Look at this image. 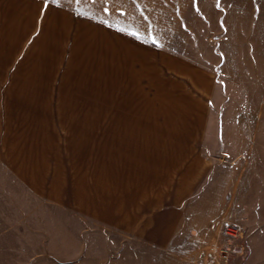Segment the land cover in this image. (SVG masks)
Masks as SVG:
<instances>
[{
	"label": "crops",
	"instance_id": "obj_1",
	"mask_svg": "<svg viewBox=\"0 0 264 264\" xmlns=\"http://www.w3.org/2000/svg\"><path fill=\"white\" fill-rule=\"evenodd\" d=\"M9 203L80 228L24 264H264V0H0Z\"/></svg>",
	"mask_w": 264,
	"mask_h": 264
},
{
	"label": "rangeland",
	"instance_id": "obj_2",
	"mask_svg": "<svg viewBox=\"0 0 264 264\" xmlns=\"http://www.w3.org/2000/svg\"><path fill=\"white\" fill-rule=\"evenodd\" d=\"M211 51L212 53H217V47L214 46V44H211ZM200 49L197 51L198 55L196 57H203V47H199ZM218 71V67H217ZM236 111V110H235ZM234 113V110L232 111ZM10 204V203H9ZM5 213H9V217L5 219H0V264H18L20 261L21 264H24V262L30 257V255L33 253V251L29 254V251H26L25 249H28L29 247H33V243L41 242L45 238V236H48L49 233L51 235L55 236L53 240L56 242H59L62 240V245L66 242V239L63 238V235H65V232H78L80 228L76 226L74 223H72L71 220L63 219L61 213H59L58 209H55L52 211V215L45 220V222L38 223L37 225L34 221L28 222L27 218H25V222L20 221L16 222V215L19 212H16L14 208H11L8 204L4 205ZM20 214L26 216V211L23 212V207L20 209ZM26 225V226H25ZM31 225V226H30ZM36 225V227L33 228V226ZM29 230H36L37 228V235L39 238H34L35 236L32 234H27L26 232ZM79 228V229H78ZM78 229V230H77ZM23 230L26 235L23 236V238H19L15 235L17 231ZM50 236V235H49ZM62 236V239H61ZM81 236V237H79ZM83 238V239H82ZM88 234L80 233V235H76L75 239H68L69 245H75L74 241L77 240L78 242L81 240L88 241ZM47 239V238H46ZM52 240V238H51ZM94 242V243H93ZM93 246L99 248L100 246H104L106 244V240L104 239H95L91 242ZM25 250V251H23ZM20 251H23L20 253Z\"/></svg>",
	"mask_w": 264,
	"mask_h": 264
},
{
	"label": "built area",
	"instance_id": "obj_3",
	"mask_svg": "<svg viewBox=\"0 0 264 264\" xmlns=\"http://www.w3.org/2000/svg\"><path fill=\"white\" fill-rule=\"evenodd\" d=\"M218 229L220 235L230 244H237L245 238V229L241 225L225 221L218 224ZM223 259L227 260L229 255V250L224 249Z\"/></svg>",
	"mask_w": 264,
	"mask_h": 264
},
{
	"label": "snow or ice",
	"instance_id": "obj_4",
	"mask_svg": "<svg viewBox=\"0 0 264 264\" xmlns=\"http://www.w3.org/2000/svg\"><path fill=\"white\" fill-rule=\"evenodd\" d=\"M68 3H72V0H67ZM87 2V0H75L76 4H81V3H85ZM90 2L92 4H96V3H104L106 2V0H90ZM55 5L57 7H60L62 5V0H45V6L47 5ZM105 12L108 11L107 8L104 9ZM84 13L80 12L79 9H77V15H83ZM133 35H136V33H132Z\"/></svg>",
	"mask_w": 264,
	"mask_h": 264
}]
</instances>
